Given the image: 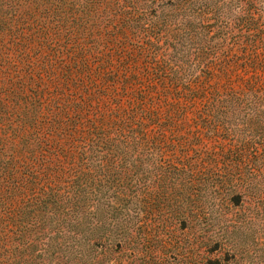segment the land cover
<instances>
[{
    "label": "trees",
    "instance_id": "1",
    "mask_svg": "<svg viewBox=\"0 0 264 264\" xmlns=\"http://www.w3.org/2000/svg\"><path fill=\"white\" fill-rule=\"evenodd\" d=\"M190 9L0 0L6 218L23 209L65 214L105 182L131 186L153 169L156 180L183 176L184 165L171 164L164 150L202 165L188 169L193 184L217 169L230 174L217 187L221 208L264 209V179L257 183L264 178V22L248 15L226 33L231 47H243L237 69L230 48L219 50L222 42H211L206 27L187 17Z\"/></svg>",
    "mask_w": 264,
    "mask_h": 264
},
{
    "label": "rangeland",
    "instance_id": "2",
    "mask_svg": "<svg viewBox=\"0 0 264 264\" xmlns=\"http://www.w3.org/2000/svg\"><path fill=\"white\" fill-rule=\"evenodd\" d=\"M114 2L196 8L188 10L187 17L203 24L211 42H222L219 50L230 48L233 56L243 55V47H231L226 33L237 32L248 15L264 22V0ZM232 61L240 69V57ZM163 152L173 154L167 159L171 164L184 165L183 176L156 180L153 169L150 180L138 177L131 186L126 180L107 181L96 194L72 200L75 204L65 214L23 209L6 218L0 210V218L7 221L0 225V264H264V209L221 208L217 187L230 174L217 169L212 180L193 184L186 176L188 169L201 170L202 165L192 159L187 166L178 150ZM240 175L245 179L243 171ZM262 179L257 178L258 185Z\"/></svg>",
    "mask_w": 264,
    "mask_h": 264
}]
</instances>
